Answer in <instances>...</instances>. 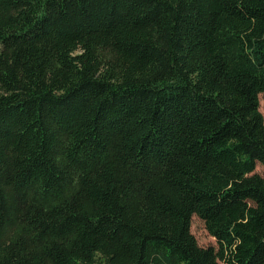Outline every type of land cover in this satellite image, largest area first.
<instances>
[{"label": "trees", "instance_id": "1", "mask_svg": "<svg viewBox=\"0 0 264 264\" xmlns=\"http://www.w3.org/2000/svg\"><path fill=\"white\" fill-rule=\"evenodd\" d=\"M263 91L264 0H0V264H264Z\"/></svg>", "mask_w": 264, "mask_h": 264}, {"label": "rangeland", "instance_id": "2", "mask_svg": "<svg viewBox=\"0 0 264 264\" xmlns=\"http://www.w3.org/2000/svg\"><path fill=\"white\" fill-rule=\"evenodd\" d=\"M259 110L263 115L264 119V91L259 94ZM256 171L262 172V166L260 164H256ZM190 232L194 235L197 240V243L201 246L212 245L216 247L215 238L209 235L207 232L203 221L197 217L196 215H192L190 219ZM219 264H222L219 262Z\"/></svg>", "mask_w": 264, "mask_h": 264}]
</instances>
